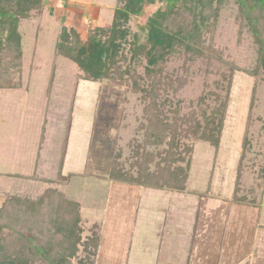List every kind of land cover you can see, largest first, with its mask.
Listing matches in <instances>:
<instances>
[{
  "label": "rangeland",
  "instance_id": "rangeland-1",
  "mask_svg": "<svg viewBox=\"0 0 264 264\" xmlns=\"http://www.w3.org/2000/svg\"><path fill=\"white\" fill-rule=\"evenodd\" d=\"M116 1L45 0L44 10L48 9L45 15H40L39 20L36 18L23 20L20 24L24 36L25 72L21 75L22 86L18 89H0V190L10 194L28 193L32 196L39 194L46 186L42 181L33 182L24 177L15 178L7 174L29 176L35 173L39 176L38 180L40 177L54 178L59 168L62 142L69 132L73 113L76 111L83 119H93L85 175L79 176V181L71 178L68 186L69 189L74 187L81 189L75 191L68 189L67 192L68 196H74L73 199L81 202L83 206L81 216L89 223L97 219L96 213L101 207L97 208L96 205L104 202L107 196L109 183L106 177L114 153L120 151V161H124L130 155L128 142L132 138L139 140L142 138L135 129L141 118L143 105L139 100V94L133 93L130 86L126 87L111 80L102 81L101 84L81 81L74 62L60 56L55 57L54 42L63 24L82 29L79 34L81 38H86L88 32L96 27H90L93 23L88 18L83 19V23L82 18L88 6L99 8L98 26L111 23ZM163 9L164 3L161 0H150L144 4L140 16L131 18L128 25L130 40L132 35L136 36V47L143 46L146 41V25ZM236 11L234 0L224 2L217 22L213 47L216 53L221 52L223 59L235 63L240 71L236 72L233 78L229 106L215 162L212 147L201 141L194 142V156L188 181V187L193 192L189 195L192 201L185 210L191 215L190 212L193 213L197 203L201 202L202 198H209L211 195L208 196L207 193L212 194V192L227 197L223 199L232 203L230 198L237 162L242 150L241 140L247 127L246 135L250 147L245 150V159L242 161L238 194L255 197L256 205L237 206L236 213L231 215V228L225 227L220 240L222 243L216 245L218 248H215L212 239L209 241L213 243L212 254L220 250L221 264H236L237 260H234L233 255L236 252L240 254L239 249L242 251L245 248L250 251L253 249L256 253L258 246L256 243L255 247L252 246L251 240L254 236L256 242L259 233L260 237L264 235V182L258 177V170L264 159V73L256 78L247 74L255 69L258 46L249 31L239 32ZM93 14L94 12L91 16ZM143 63L142 56L136 53L132 62L128 64L131 65V69L142 74ZM53 64H55L54 78L47 92ZM181 64L182 60L173 58L169 68L179 70ZM220 67L221 63L215 61L213 74L207 75L199 68L197 62L185 74L187 83L176 94V99L183 101L181 114H188L192 108H195L202 118L203 115L211 112L212 103L210 107L202 106L199 109L195 105L197 99L213 87V81L218 78ZM98 91L100 93H97ZM251 100L253 106L250 110ZM191 102L194 103L193 107H190ZM44 120L45 141L39 152L40 159L36 163ZM211 172H213V187L208 191L207 184ZM88 185L90 188H87ZM172 195L170 199L176 202V205L177 202L188 197V195L183 198L179 194ZM177 209L179 208L175 211ZM176 213L167 219L169 222L166 221L165 227L161 225L162 230L160 229L159 233L163 240L157 243L156 248L162 251V255L159 257V262L153 264H175L174 261L182 258V255H176V252L187 247L182 245L185 239L181 229L189 227L191 235V226L189 223L187 226L184 220L186 216H182L181 211ZM83 249V244L78 247V252L72 259L74 264H78L84 258ZM226 252L227 258H224ZM216 256H211L209 260L213 261L212 258ZM178 257L179 259H175Z\"/></svg>",
  "mask_w": 264,
  "mask_h": 264
},
{
  "label": "trees",
  "instance_id": "trees-1",
  "mask_svg": "<svg viewBox=\"0 0 264 264\" xmlns=\"http://www.w3.org/2000/svg\"><path fill=\"white\" fill-rule=\"evenodd\" d=\"M149 1L117 0L111 23L91 29L85 39L81 38V31L61 25L54 53L55 57L74 62L78 78L83 82L116 81L139 94L143 109L135 132L142 138H132L128 142L130 155L124 161H120V151L114 153L108 181L183 194L187 193L194 142L208 144L214 149V162L217 159L233 78L240 70L213 47L219 14L226 0H161L164 9L149 20L145 27L146 41L143 46L136 47V36L132 35L130 40L129 21L140 16L144 4ZM44 2L0 0V89L20 87L23 57L20 24L41 15ZM234 2L239 32L249 31L258 46L255 69L247 73L256 78L264 73V0ZM136 53L144 61L142 74L128 64ZM173 58L182 60V72L170 70ZM215 61L221 63L218 78L195 105L199 109L210 107L212 103L211 112L202 118L195 108L188 114H181L183 101L176 99V94L187 83L185 74L197 62L207 75L213 74ZM54 65L47 92L53 82ZM190 104L194 106L193 102ZM252 106L253 100L250 110ZM246 128L230 201L250 207L256 205L255 197L238 194L242 161L245 150L250 147ZM41 130L39 143L44 139V127ZM258 177L264 182V159ZM29 178L38 180L35 176ZM68 181L69 176L63 178L59 174L55 180L47 182L63 186ZM80 223L79 203L57 188H48L34 198L7 195L0 205V264H74L72 259L82 244L84 258L78 264H89L100 235L93 231L83 238Z\"/></svg>",
  "mask_w": 264,
  "mask_h": 264
},
{
  "label": "crops",
  "instance_id": "crops-1",
  "mask_svg": "<svg viewBox=\"0 0 264 264\" xmlns=\"http://www.w3.org/2000/svg\"><path fill=\"white\" fill-rule=\"evenodd\" d=\"M46 10L48 11V9L43 10L41 15H45L47 12ZM93 12L95 16L94 14L91 16ZM84 14L85 15L82 20H86L87 18L92 20L93 25L90 27L98 26L97 21L100 17L99 8L88 6ZM35 18L39 20L40 15ZM108 24L110 23L105 25ZM65 27L74 28L73 26ZM21 28L22 27L19 28L20 32ZM75 29L82 31V29L77 27ZM22 38L24 40L23 34ZM23 40L22 52L24 44ZM24 72L22 57L21 75L24 74ZM21 86L22 81L20 87ZM99 91L97 93H100ZM92 122L93 119H83V117L76 113V111L73 113L72 121L69 125V132L62 142L59 168L54 178L40 177V180H32L29 177L35 176L39 178V176H36L35 173L29 176L21 174H7L8 176H13L15 178L24 177L25 179L33 182L42 181L46 185L37 195L32 196L28 193L22 195H28L34 198L39 196L44 190L48 188H57L65 193L69 199L79 203L81 216V211L83 209L81 202L73 199L74 196H68L67 192L71 178L79 181V176L83 177L85 175L84 169L86 170L85 166L88 162L89 140L92 133ZM45 124L46 123L43 122L42 127H44ZM44 141L45 130L44 139L41 143H39L38 146L36 163H38L40 159L39 152L43 148L42 146ZM35 168H37V165H35ZM59 174L63 178L69 176V181L66 185L62 186L56 183H51L57 178ZM49 180L51 182H47ZM106 180L108 181V174ZM108 183V191L106 193L107 196H105L104 202L96 205L97 208H99V206L101 207L96 213L98 215L97 219H94L92 223H89L88 220L83 219L84 217L81 216L80 225L82 229V237L85 238L89 236L93 231H96L100 235L99 245L94 255L91 256L90 262H88L89 264H153L159 262V257L162 255V251L156 248V245L157 243H161L163 240L161 233H159L160 229L162 228L161 225L165 227V224H167L166 221H168L167 219H170L171 216L177 211L178 213L181 211L182 216H186L184 220L186 221L187 226L189 223L192 232L190 235L188 229L189 227L181 229L184 232H182V235L185 239V241L182 242V245H186L187 247L176 252V255H182V258L180 259L182 261L176 260L174 263L221 264L220 261L222 257L220 250L212 254L211 245L213 244L212 242L215 243V246L217 243H219L218 246L221 245L220 240L225 232V227L228 226V229L231 228V215L236 213V208L238 206L223 199L227 197L215 194L213 192V195L208 193V196H211L207 199L202 198L201 202L197 203L196 209L193 208V213L189 211L191 214L189 215L185 212V210L189 208L188 204L192 201L191 197H189L192 191L189 189L188 183L187 193L179 194L182 198L186 195H188V197H185V199L181 202H177L178 206L176 205V202L171 201L170 199V197L173 196L172 194L178 193L153 190L145 187L114 183L110 181H108ZM211 187H213L212 183ZM87 188H90V186L88 185ZM79 189L81 188L74 187L70 188L69 190L75 191ZM0 191V193H3L0 195V205L4 202L7 195H19L10 194L2 190ZM176 208L179 209L175 211ZM206 209H208V212H206ZM237 215H239V213ZM164 227L163 229L165 230ZM211 239L212 242H209ZM263 239L264 235L263 237H260L259 233L255 242V237L253 236V240H251L253 241L252 246L255 247V243L258 246L256 253H254L253 249H251V251L248 248H245L243 251L242 249H239L241 253L239 254L236 252V254L233 255L234 260H237L236 264H264ZM218 246L215 248H218ZM174 253L175 252H173V254ZM214 255L217 256L212 258L214 259L213 261H210L209 258ZM224 258H227V252L224 254ZM175 259H179V257Z\"/></svg>",
  "mask_w": 264,
  "mask_h": 264
}]
</instances>
